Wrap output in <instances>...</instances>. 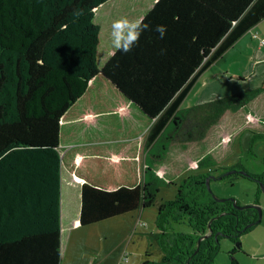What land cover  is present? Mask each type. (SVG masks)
I'll list each match as a JSON object with an SVG mask.
<instances>
[{
  "label": "trees",
  "instance_id": "1",
  "mask_svg": "<svg viewBox=\"0 0 264 264\" xmlns=\"http://www.w3.org/2000/svg\"><path fill=\"white\" fill-rule=\"evenodd\" d=\"M109 1L0 0V264H62L64 171L83 181L88 225L155 205L162 183L176 184L166 178L173 165L217 166L252 125L264 133V110L257 123L247 120L264 81L181 107L198 77L264 20V0L140 1L148 8L137 16L150 30L127 54L109 46L99 65L95 17ZM221 124V136L233 131L229 142L207 140ZM211 172L189 176L159 205L148 236L163 254L143 264H213L223 236L238 240L255 227L245 229L258 209L213 197ZM210 222L213 234L198 245Z\"/></svg>",
  "mask_w": 264,
  "mask_h": 264
},
{
  "label": "rangeland",
  "instance_id": "2",
  "mask_svg": "<svg viewBox=\"0 0 264 264\" xmlns=\"http://www.w3.org/2000/svg\"><path fill=\"white\" fill-rule=\"evenodd\" d=\"M151 1L146 0V2ZM139 2V0H111L102 5L99 10L97 9L95 21L103 27L99 65L105 63L104 56L107 57L106 52L112 45L111 25L113 21L120 17L139 18L136 13L137 10L143 12L148 8V6L139 8L138 6L141 4ZM255 33L260 38L253 39L251 36ZM260 39H264V20L249 32L246 40L235 48L229 49L220 60L212 64L198 77L181 107L186 109L206 100L258 89L264 81V45H261ZM260 45L262 46L261 49L258 48ZM263 110L264 99H259L247 114L248 122L257 123L259 121L258 115ZM232 115L233 113L230 112L225 120H229ZM223 124L213 128L207 140L219 136L218 142H229L233 131L231 130L221 136L222 132L219 130H225ZM262 129L258 130L255 125H252L250 129L244 131L237 142L234 154L223 157L217 166L199 168L198 165L196 166L197 161L195 159L188 165L185 162L189 168L184 169L178 165H173L174 168L166 174V178L175 180L176 184L163 182L155 205L96 223L79 225L70 234L67 231L64 232L62 264H143L147 259L160 260L163 253L158 244L148 236L149 232L158 230L156 219L159 205L163 201L176 199L179 193V185L186 178L193 174L208 171L209 168L212 170V176H224L222 179L212 180L213 197L214 195L235 197L241 205L258 203L262 206L264 217V189L259 181L242 174H226L230 170L228 167L231 166H236L235 169L239 170H248L252 174H264V133ZM198 144H202V142ZM218 146H214V148ZM156 151L154 149L152 152L155 153ZM209 151L203 149L201 153L205 155L210 153ZM159 173L162 174V171L160 170ZM67 176V174L64 175V181L68 180L66 179ZM76 182L75 186H79ZM79 189L81 188L79 187ZM80 197L81 191L78 189L72 193V196L66 194L64 196L65 205L73 202L70 207L72 211H75L80 202ZM136 220L138 222L141 220V223H138L137 231L133 234ZM173 226L177 231L187 232L191 230L190 226L185 223H174ZM248 232L243 233L238 240L223 236L220 241L221 251L216 257V261L222 263L226 259H232L229 251L240 246L243 237Z\"/></svg>",
  "mask_w": 264,
  "mask_h": 264
},
{
  "label": "crops",
  "instance_id": "3",
  "mask_svg": "<svg viewBox=\"0 0 264 264\" xmlns=\"http://www.w3.org/2000/svg\"><path fill=\"white\" fill-rule=\"evenodd\" d=\"M139 1L142 2V0H139ZM254 28H252V29H254ZM250 31H248L242 38H240L232 47L235 48L238 44L242 43V41L246 40L247 37L249 36ZM253 35L251 37H253V39H254ZM231 48H229V49H231ZM258 48L261 49L262 46L260 45V46H258ZM221 58H219L218 60H220ZM215 63H213V64H215ZM79 161L80 160H78V162ZM196 166H197V164H196ZM65 174L66 173L63 174V183H62V226H63L62 238H63L64 232L67 231L70 234V232L74 231L75 228H77L79 225H81L80 215H81V205H82V183L75 180L74 177H72L70 174H67L68 176L66 179H68V180L64 181V175ZM75 181H77L76 183H78L79 186H75ZM79 187L81 189H79ZM76 189L81 191V197H80V202L78 204V207H76L75 211H72V209L70 207L71 205H69V204L65 205L64 196L66 194L70 195L71 192L76 191ZM112 218H114V217H112ZM139 218L141 219V217H139ZM136 221H137L136 224L134 223L133 234L136 233V231H137V228L139 226L138 223H141V220L139 222H138V220H136ZM235 249L236 250H235L234 255L232 254L234 249L232 251H229L232 259H228V260L226 259V261H224L222 263H219L218 260L216 261V259H215L213 264H233L234 259H237V264H264V217L260 223L255 225V227L251 231H249L245 237H243L242 244L240 246H237ZM127 259H128V256H127Z\"/></svg>",
  "mask_w": 264,
  "mask_h": 264
},
{
  "label": "clouds",
  "instance_id": "4",
  "mask_svg": "<svg viewBox=\"0 0 264 264\" xmlns=\"http://www.w3.org/2000/svg\"><path fill=\"white\" fill-rule=\"evenodd\" d=\"M147 30H150V25L145 23L142 18L120 17L114 20L111 25L112 47L123 54H127L138 45L140 36ZM155 31L160 34V38H163L166 27L157 25Z\"/></svg>",
  "mask_w": 264,
  "mask_h": 264
},
{
  "label": "water",
  "instance_id": "5",
  "mask_svg": "<svg viewBox=\"0 0 264 264\" xmlns=\"http://www.w3.org/2000/svg\"><path fill=\"white\" fill-rule=\"evenodd\" d=\"M64 172H65L66 174H70V173L67 172V171H64ZM236 172H239L240 174H242V175H246V176L251 175L248 171H246V170H244V169H241V170H239V169H230L226 174L228 175V174H232V173H236ZM70 175H71L72 177H74L75 180H77V181H79V182H81V183L83 182L82 179H81L80 177H78V176H76V175H72V174H70ZM223 177H224V176L216 177L215 175L212 176L211 174H210V176H208V178H207V186H208L210 192L213 193V190H212V188H211V182H212V180H213V179H222ZM257 180H258V179H257ZM258 181H259V180H258ZM259 183L261 184L262 188L264 189V182H263V181H259ZM214 198H215L216 200L220 201V202H224L225 200H231V201L234 203V206H235L237 209H240V210H244V209H247V208H256V209H258V211H259V217H258V219H257L256 221H253V222L249 223V224L245 227V229H247L248 227H251V226H254V225L260 223V222L262 221V219H263V209H262V206H261L260 204H258V203H253V204H248V205H241V204L238 203L237 198H235V197H218V196L214 195ZM223 214H224V212H223L221 215H223ZM211 222H212V221H211ZM211 222L209 223V227H210L209 232H207V233H205L203 236H201V238L198 240V245H200V243H201V241H202L203 239H206V238L210 237V236L213 234L212 229H211ZM218 236H219V233L216 235V239H217V240H219V239H218ZM234 249H235V248H234Z\"/></svg>",
  "mask_w": 264,
  "mask_h": 264
},
{
  "label": "built area",
  "instance_id": "6",
  "mask_svg": "<svg viewBox=\"0 0 264 264\" xmlns=\"http://www.w3.org/2000/svg\"><path fill=\"white\" fill-rule=\"evenodd\" d=\"M253 36H254L255 39L260 38L259 35H258L257 33H255ZM260 43H261V45H264V39H260ZM142 224H143V223H142ZM143 225H144V224H143Z\"/></svg>",
  "mask_w": 264,
  "mask_h": 264
}]
</instances>
